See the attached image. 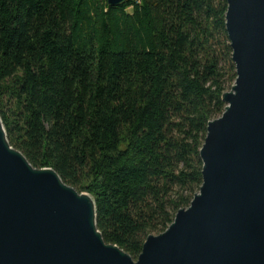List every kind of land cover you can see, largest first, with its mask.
I'll return each mask as SVG.
<instances>
[{
  "label": "trees",
  "instance_id": "16d2710c",
  "mask_svg": "<svg viewBox=\"0 0 264 264\" xmlns=\"http://www.w3.org/2000/svg\"><path fill=\"white\" fill-rule=\"evenodd\" d=\"M227 0H0V113L12 147L95 200L138 260L203 184L208 125L237 79Z\"/></svg>",
  "mask_w": 264,
  "mask_h": 264
},
{
  "label": "water",
  "instance_id": "95a60500",
  "mask_svg": "<svg viewBox=\"0 0 264 264\" xmlns=\"http://www.w3.org/2000/svg\"><path fill=\"white\" fill-rule=\"evenodd\" d=\"M227 2L237 79L208 125L191 206L134 260L104 240L92 196L11 146L0 113V264H264V0Z\"/></svg>",
  "mask_w": 264,
  "mask_h": 264
}]
</instances>
